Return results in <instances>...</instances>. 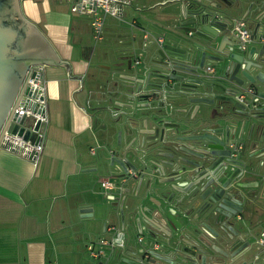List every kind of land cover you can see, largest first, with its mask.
<instances>
[{
  "label": "crops",
  "instance_id": "crops-1",
  "mask_svg": "<svg viewBox=\"0 0 264 264\" xmlns=\"http://www.w3.org/2000/svg\"><path fill=\"white\" fill-rule=\"evenodd\" d=\"M72 1L18 0L23 19L60 62L38 63L44 66L48 120L37 165L0 148V264H93L86 246L97 248L104 237L100 180L116 171L106 162L116 129L101 111L109 103L105 93L121 89L122 76H140L149 67L158 45L144 48L145 35L172 40L166 15L172 0H132L105 19L100 41L92 38L88 16L70 11ZM136 59L140 64H133ZM243 142L250 154L246 134L234 145ZM247 210L262 228L264 200Z\"/></svg>",
  "mask_w": 264,
  "mask_h": 264
},
{
  "label": "water",
  "instance_id": "water-1",
  "mask_svg": "<svg viewBox=\"0 0 264 264\" xmlns=\"http://www.w3.org/2000/svg\"><path fill=\"white\" fill-rule=\"evenodd\" d=\"M167 5L171 8L166 15L172 23V41L177 45L187 43L202 50L203 56L208 55L207 59L217 63V67L211 74L202 73L191 64L188 53L183 54L171 44L157 46L155 57L150 59V65L142 75L131 79L121 77L129 81L126 82L129 86L136 84L138 92H146V95H141L142 98H155L154 105L147 101L135 106V111L141 115L138 118L133 116L130 126L132 131H137L141 125V133L146 135V141L157 139L150 144V147L155 148V160L152 163L160 176L176 177L160 183L179 180L182 174L175 171L177 162L162 153V148L168 144L166 136L171 128L168 123L171 114L161 95L166 87L174 88V84H169L171 81L178 83L179 89L187 87L192 96L189 103L197 105L200 117L189 123L192 130L198 133L195 137L178 138L182 144L189 143L186 148L190 153L183 149L185 145L178 150L194 158L190 165L195 168L188 175L190 180H195L189 188L190 192L183 194L192 199L200 194L199 200L205 202L209 195L205 192L210 189L212 193L215 189L216 199H213V195L208 197L212 207L224 195V186L219 185V179L226 175L229 167L242 166V161L237 157L239 150L234 154L235 143L246 134V138L251 140L252 151L248 155L251 164L257 166L258 160L264 158V0H172ZM165 6L157 5L160 8ZM0 7L6 16L0 19L1 130L27 68L37 63L57 65L60 61L36 28L23 19L18 0H0ZM238 16H243L251 24V41L254 43L241 54L233 53L236 46L231 33ZM214 51L219 56L212 58L210 55ZM249 86L256 90L259 101L239 102L237 95ZM101 111L108 115L106 109ZM27 120L25 116L20 117L15 123L9 124L8 131L17 133L24 140L33 141L34 135L26 129ZM152 133L153 138L150 137ZM143 156L142 152L140 156L129 155L131 159L126 157L124 162L129 167L134 161L144 166ZM28 159H32V154ZM122 163L116 161L119 167H122ZM122 177L129 178L130 174L125 172ZM142 179L143 174L140 181ZM251 189L256 191V186ZM222 198L216 212L223 215V221H227L235 215L229 210L236 208L238 211L242 208V201L238 199L239 196L233 201L231 197ZM81 212L88 215V218L94 217L91 209H83ZM100 214L104 218L106 211L103 209Z\"/></svg>",
  "mask_w": 264,
  "mask_h": 264
},
{
  "label": "flooded vegetation",
  "instance_id": "flooded-vegetation-1",
  "mask_svg": "<svg viewBox=\"0 0 264 264\" xmlns=\"http://www.w3.org/2000/svg\"><path fill=\"white\" fill-rule=\"evenodd\" d=\"M5 18L0 7V19ZM237 20L245 22L251 38L249 23L244 18ZM6 21L10 23L9 20ZM168 24L170 29L171 21ZM156 39L157 36L151 33L147 35L144 48L149 43L157 44ZM251 43L250 39L248 48ZM164 44L177 47L183 54L188 53L191 64L202 73L207 74V68H211L213 73L217 67V63L207 59L208 55L203 56L202 50L195 49L190 44L177 45L172 40L165 42L163 37L162 43L157 45ZM235 46L233 53L244 52L236 43ZM218 56L217 51L210 55L212 58ZM140 61L138 59L135 65L140 64ZM127 66L131 68L132 63L128 61ZM133 77L135 75L122 76L124 79ZM121 80V89L105 93L109 103L103 106V109L108 111L109 122L113 123L116 129L114 146L106 149L107 165L110 168L115 167L116 171L109 178L114 187L105 195L104 237L97 242V248L99 243H102L101 254L95 259L90 257L94 261L93 264H259L261 249L256 239L262 231L260 232L259 219L254 223L250 219L247 205L264 200V158L258 160L259 165H251L246 144H241L237 157L242 161V166L229 167L226 175L219 179V185L224 186L222 197H231L233 201L239 196L242 208L238 211L236 208L230 209L229 212L235 215L230 220L223 221V215L216 212L217 205L223 198L212 207L208 198L213 195V199H216L215 189L212 193L210 189L205 192L209 193L205 202L199 200L200 194L193 199L183 194L190 192L189 188L195 180H190L188 175L195 168L190 165L194 158L178 150L185 145L183 149L189 152L186 148L189 143L182 144L178 138L195 137L198 133L192 130L189 123L200 117L197 105L189 103L192 97L189 89H179V84L171 81L169 84H174V88L166 87L161 95L171 114L168 120L171 128L166 136L168 144L162 148V153L177 162L175 171L182 174L179 180L162 184L160 182L163 180L176 177L160 176L158 169L153 165L155 148L150 147V144L157 139L146 141V135L141 133V125L137 131H132L130 126L133 116L138 118L141 115L139 111H135V106L147 101L154 105L155 98H142L141 95H146V92H138L136 84L129 86L126 83L129 81ZM248 88L252 89L253 94H247L246 101L258 102L256 90L252 86ZM150 137L153 138L154 134ZM141 152L144 154V166L134 161L129 167L124 162L129 155L140 156ZM116 161H123L122 167L117 166ZM125 172L130 174L129 178L122 177ZM142 174L143 179L140 181ZM253 176L255 179H252ZM252 186H256V191L251 189Z\"/></svg>",
  "mask_w": 264,
  "mask_h": 264
},
{
  "label": "built area",
  "instance_id": "built-area-1",
  "mask_svg": "<svg viewBox=\"0 0 264 264\" xmlns=\"http://www.w3.org/2000/svg\"><path fill=\"white\" fill-rule=\"evenodd\" d=\"M132 0H73L70 11L73 14L88 16L89 26L92 38L95 41L102 40V30L105 19L109 16H118L124 6L131 3ZM232 38L241 51H246L250 43V31L242 20L234 22L232 29ZM147 35L144 36L146 39ZM163 36L156 39L157 44H161ZM137 64V59L133 62ZM44 66L42 64H31L25 71V75L20 84L17 95L9 109L7 118L0 130V148L7 152L14 153L30 161L34 166L37 165L38 158L43 149V140L45 136V126L47 123V105H46V87L43 80ZM209 74L211 68L206 69ZM253 94L251 88L238 94L239 102L246 101V95ZM256 101V99H253ZM25 116L27 120L26 129H29L34 135V140H24L17 133L12 134L8 131V126L15 123L17 119ZM38 124V126H37ZM37 126V128H36ZM234 153L240 149V145H233ZM94 148L90 152L94 153ZM32 154V159H28ZM114 185L109 178L100 180V188L105 194L110 193ZM256 243L261 249L259 264H264V231L259 234ZM94 249L93 245H87V255L91 258H98L101 254L100 246Z\"/></svg>",
  "mask_w": 264,
  "mask_h": 264
},
{
  "label": "rangeland",
  "instance_id": "rangeland-1",
  "mask_svg": "<svg viewBox=\"0 0 264 264\" xmlns=\"http://www.w3.org/2000/svg\"><path fill=\"white\" fill-rule=\"evenodd\" d=\"M104 210H105V209H104ZM261 231H264V222H263V227L261 228L260 232H261Z\"/></svg>",
  "mask_w": 264,
  "mask_h": 264
}]
</instances>
